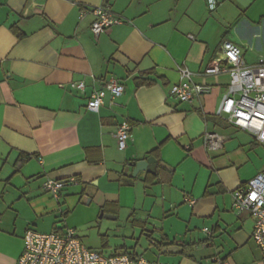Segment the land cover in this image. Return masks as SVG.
I'll return each mask as SVG.
<instances>
[{
	"label": "crops",
	"instance_id": "0c3cea01",
	"mask_svg": "<svg viewBox=\"0 0 264 264\" xmlns=\"http://www.w3.org/2000/svg\"><path fill=\"white\" fill-rule=\"evenodd\" d=\"M218 1L211 12L207 0H0V264H17L27 229L79 232L81 218L103 235L93 242L77 234L92 249L108 247L110 234L140 233L107 255L264 264L254 219L232 196L264 172V148L216 115L231 74L207 72L225 42L241 46L247 64L264 62V0ZM101 5L124 22L96 35L89 10ZM179 67L210 92L189 102L172 97ZM111 78L124 84L123 95L107 92L100 110H89L91 93ZM144 78L152 83L138 84ZM80 81L84 89L73 87ZM122 121L131 125L124 149L115 136ZM206 131L223 146L206 148ZM149 157L156 170L134 176ZM49 177L66 182L58 197L43 187ZM121 217L126 226L103 223Z\"/></svg>",
	"mask_w": 264,
	"mask_h": 264
},
{
	"label": "built area",
	"instance_id": "2783aa9c",
	"mask_svg": "<svg viewBox=\"0 0 264 264\" xmlns=\"http://www.w3.org/2000/svg\"><path fill=\"white\" fill-rule=\"evenodd\" d=\"M218 0H207L208 9H217ZM95 16L91 29L98 35L109 27L124 22L108 6H95L89 10ZM87 11H82L83 16ZM193 37V36H190ZM209 73L230 72L231 80L226 93L221 97L216 115L227 119L233 125L250 132L257 142L264 144V62L257 65L247 64L241 46L225 42L221 56L214 59L207 68ZM180 79L170 86V95L180 102H189L210 92L211 87L196 83L187 67H179ZM73 87L85 88V82H74ZM109 92L113 99L124 93V84L117 78H111L101 89L91 93L87 108L97 112L104 104ZM131 125L122 121L116 130L119 148L127 146ZM204 145L210 150L223 146V138L215 132L206 131ZM66 182L47 178L44 189L58 197ZM233 207L238 212H249L254 219L253 240L264 256V172L257 173L233 192ZM195 204V199H187ZM204 230L211 234L209 228ZM24 247L17 264H163L151 261L143 256H132L126 252L107 255L102 249L87 247L73 228L41 232L32 228L24 234ZM155 241L152 240V243Z\"/></svg>",
	"mask_w": 264,
	"mask_h": 264
},
{
	"label": "rangeland",
	"instance_id": "374dc122",
	"mask_svg": "<svg viewBox=\"0 0 264 264\" xmlns=\"http://www.w3.org/2000/svg\"><path fill=\"white\" fill-rule=\"evenodd\" d=\"M262 53H264V51H262ZM251 56H247V59H250ZM239 133V132H237ZM263 148H264V144H261L259 143ZM261 153V154H260ZM263 154V151L262 150H259L257 153H256V156L259 157L260 155ZM260 158V157H259ZM251 168V167H249ZM123 217V216H122ZM122 217L117 221H111V220H107V219H103V223L104 224H107V222L109 224H111V227L112 228H115L117 227V225H120V226H126V221L124 219H122ZM117 223V224H114V223ZM80 223H81V226H83L82 230L77 232V230L75 228H73L72 226H67L65 228H73L76 233L80 236V235H89V240L91 241H102L103 240V235L99 234L98 232V227H97V223L94 221V222H90L89 220H86L84 218H81L80 220ZM114 224V225H113ZM103 234V233H102ZM140 234V233H139ZM139 234H137V236H135V239H131L130 237H124L122 236L121 234L119 236H115L113 234H110L108 236V240H109V246L108 247H105V248H98V249H102L104 252L107 253H111V248L110 247H114L115 245H118V244H121V243H124V241H126L127 243H133L136 241V239L139 238ZM148 238L146 235H143L140 239V244H142L143 246L145 245H148Z\"/></svg>",
	"mask_w": 264,
	"mask_h": 264
},
{
	"label": "water",
	"instance_id": "95a60500",
	"mask_svg": "<svg viewBox=\"0 0 264 264\" xmlns=\"http://www.w3.org/2000/svg\"><path fill=\"white\" fill-rule=\"evenodd\" d=\"M156 167H157V160L155 157H149L146 160L138 161L134 168V176H137L138 174L142 175L145 172L152 173L156 170ZM105 216L112 218V216H108V215Z\"/></svg>",
	"mask_w": 264,
	"mask_h": 264
},
{
	"label": "trees",
	"instance_id": "16d2710c",
	"mask_svg": "<svg viewBox=\"0 0 264 264\" xmlns=\"http://www.w3.org/2000/svg\"><path fill=\"white\" fill-rule=\"evenodd\" d=\"M138 82V84H141V83H143V84H151L152 83V80H148V79H142V80H138L137 81ZM89 101V100H88ZM159 150H160V147H158V148H156L155 150H153L151 153L152 154H158L159 153ZM30 158V156L28 155V156H23V157H21L20 159H18L17 161H16V166H17V168H16V171H19L20 170V168H21V166L24 164V163H26L27 161H28V159Z\"/></svg>",
	"mask_w": 264,
	"mask_h": 264
}]
</instances>
